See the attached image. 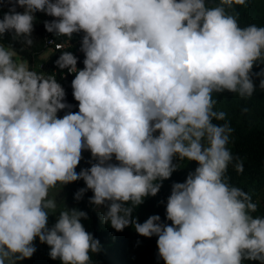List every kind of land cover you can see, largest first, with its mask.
<instances>
[{"label":"clouds","instance_id":"1","mask_svg":"<svg viewBox=\"0 0 264 264\" xmlns=\"http://www.w3.org/2000/svg\"><path fill=\"white\" fill-rule=\"evenodd\" d=\"M248 0H0V264H19L49 246L60 264H93L101 244L82 220L86 211L63 206L57 187L82 180L80 201L103 208L102 223L157 237L164 264H264V215L227 176L244 162L230 148L232 127L215 110L218 94L250 98L264 90V26H241L237 6ZM17 8L23 11H17ZM45 31L71 41L83 33L78 57L55 60L74 74L66 103L55 74L32 70L12 43L33 44L37 17ZM259 68V71H254ZM246 110V109H245ZM89 167L77 171L83 152ZM195 162L171 186L165 219L143 223L135 208L156 196L179 164ZM50 215L55 223L49 226Z\"/></svg>","mask_w":264,"mask_h":264},{"label":"trees","instance_id":"2","mask_svg":"<svg viewBox=\"0 0 264 264\" xmlns=\"http://www.w3.org/2000/svg\"><path fill=\"white\" fill-rule=\"evenodd\" d=\"M8 8V4L0 8V18L4 12L8 11ZM16 10L23 11L21 8ZM236 11L240 13L241 26L248 24L264 26V0H248L246 6H237ZM35 15L37 20L33 31L34 42L31 46L12 41L10 34H6L3 39L5 46L12 43L17 55L26 59L27 62L38 60V56L46 51L42 43L43 22L46 19L40 13ZM49 54L48 60H46L47 64L55 65V60L60 52ZM77 57L79 58L77 65H83L84 56ZM254 71H259V68H255ZM254 83L257 85V90L250 98H240L238 95L229 92L214 97L218 101L215 110L226 113L225 121L214 122L221 124L227 122L232 127L233 132L228 147L234 157H239L244 162L243 173L238 174L231 165L229 166L227 176L230 183L248 192L253 201L258 203L259 207L254 215H264V90L258 87L259 79H255ZM65 101L72 107L60 111L58 113L60 117L66 111H78V102L72 96V88L66 92ZM174 162L178 163L179 167L169 179L161 182V187L163 185L172 186L176 182H184L188 174L183 167L184 161ZM80 169L78 167L76 170L79 171ZM73 183L75 184L74 192L85 187L82 180ZM161 187L156 196L146 197L144 202L135 208L133 216L138 219V222L143 223L149 216L155 214L161 217L162 222L171 223L165 219L166 201L171 191L166 193ZM91 196L92 192L87 191L83 199L75 201L73 207L87 212L88 219L81 222L85 229L93 233L101 244V251L92 255L93 264H111L108 260L109 254L115 259L116 264H164V261L157 256V237L145 238L140 236L131 226L117 232L109 224L102 223L97 214L98 208L88 202ZM19 264H60V261L51 259L49 254L39 257L38 254L34 253L31 258L24 259Z\"/></svg>","mask_w":264,"mask_h":264},{"label":"built area","instance_id":"3","mask_svg":"<svg viewBox=\"0 0 264 264\" xmlns=\"http://www.w3.org/2000/svg\"><path fill=\"white\" fill-rule=\"evenodd\" d=\"M40 14L46 20L52 19L51 17H48L43 13ZM82 35L83 33L74 34L71 41H69L64 37H54L53 34L48 33L44 29L42 32V43L46 51H48L49 53L71 50L76 56H84L83 53L79 51ZM37 59L38 60H34L32 62H27L26 65L37 72H43L45 74H55L58 82L65 89V92L71 89V81L74 78V74H69L66 70L64 72H61L56 68V65L47 64L46 60H48V57L41 58L40 56H38ZM77 67L78 69H82L83 65H77Z\"/></svg>","mask_w":264,"mask_h":264},{"label":"rangeland","instance_id":"4","mask_svg":"<svg viewBox=\"0 0 264 264\" xmlns=\"http://www.w3.org/2000/svg\"><path fill=\"white\" fill-rule=\"evenodd\" d=\"M49 55L50 54L48 51H44L39 56L41 58L42 57L46 58ZM14 59L17 61V63L24 62L25 64H27V60L20 58L18 55H16L14 57ZM82 155H83V159L81 160L80 165L78 167L79 168L89 167L90 165H89L88 161L90 159V153L88 151H84ZM196 166L197 165L195 162H187V161L183 162V167H184V170L186 172H190V171L194 170ZM161 189L163 191H165L166 193H168L171 191V186L170 185H163L161 187ZM74 191H75V184L71 183V184H68L66 186H63L62 189L60 187H57L56 189H53L50 192V196H54L57 199V202H58L57 211L62 209L64 205L69 207V208L73 207V205L76 201L74 199V193H75ZM102 211H104L103 208H101V209L98 208L97 214L100 216ZM54 223H55V216L50 215L49 226H51ZM34 243H35V247H36L35 253L38 254L39 257L47 255L48 252L50 251L49 246H47L46 244L40 243L38 239ZM108 260L111 264H116L115 259L110 254L108 255ZM243 264H259V262L258 261H244Z\"/></svg>","mask_w":264,"mask_h":264}]
</instances>
